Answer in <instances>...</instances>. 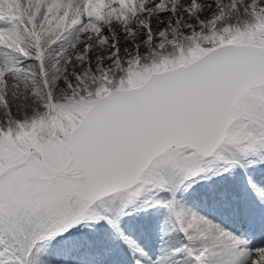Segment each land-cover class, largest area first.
I'll return each instance as SVG.
<instances>
[{"label":"snow or ice","instance_id":"6c2138e0","mask_svg":"<svg viewBox=\"0 0 264 264\" xmlns=\"http://www.w3.org/2000/svg\"><path fill=\"white\" fill-rule=\"evenodd\" d=\"M119 2L135 11L142 0ZM250 7L243 25L117 61L118 75L105 71L71 99L0 124V264H145L147 252L124 226L137 204L165 211L183 236L177 257L264 264V248L182 200L193 184L239 171L264 213V188L251 174L264 164V6ZM207 195L240 218L250 211L233 190Z\"/></svg>","mask_w":264,"mask_h":264},{"label":"bare ground","instance_id":"6f19581e","mask_svg":"<svg viewBox=\"0 0 264 264\" xmlns=\"http://www.w3.org/2000/svg\"><path fill=\"white\" fill-rule=\"evenodd\" d=\"M25 0H0V12H11L10 18L7 19L6 23L10 22L9 20L13 21V17L15 20L19 19V17H25L28 15V8H26V1ZM56 0H40L41 11H47L52 4ZM84 1L87 0H73V3H76L75 6L71 8V11L75 12L76 15L71 20V25L69 29L66 30L59 39L53 42L49 47L45 46L43 53H48L49 57L55 56V60H59V66L55 67L52 71L48 73L49 77L54 75L53 80L48 85L49 94L57 95L59 84L61 78L64 79V74L60 72L65 66V61L69 60L70 58H78L80 52V46L86 42L92 41L93 44L90 43V50L94 49L92 45L96 44L99 46L100 50L102 51L107 50L103 45L104 41L101 40L100 35L106 34L107 39L118 37V45L120 52L126 50L124 45V38L127 37L122 35V33H128L129 29L132 30V34L136 39H139L138 42V50L141 53L142 59H148L150 56H147L146 53L149 50L148 42L145 43V38L148 36L146 29L140 24V21L137 19V16L132 13L124 12L122 14L123 9L119 2V0H108L114 8V16L111 19V24L114 26L112 31L109 30L104 24L99 23L98 20L90 19L93 17L94 12L92 10H88L86 14L82 17L80 16L81 10L85 8ZM167 2L171 1L170 5H161L163 2L162 0H146L147 4L144 6L145 13H149L147 17V21L151 25V35L153 36L154 40L161 39L159 37V33L164 29L169 30L171 27H175L179 29L177 34L179 38H182L183 30L180 29L179 26H182L185 29L186 35H190L195 31H201L202 28L210 29L216 28L220 29L226 25H243L244 22L251 20L252 12L248 7V1L251 0H235L236 7L235 9L232 8L233 0H193L194 4H197V8H193L192 4H189V0H165ZM95 8H102L104 3L99 0H93ZM161 3V4H160ZM229 4L230 13L223 16L222 19L211 23L213 20V15L216 11H221L223 5ZM29 6L31 4L29 3ZM158 6H163L164 10H160ZM259 7L263 6L261 3L258 5ZM192 10L193 14H189L186 12L185 9ZM259 10V9H258ZM138 12H142V9L137 8ZM1 14V16H6L5 14ZM127 16V19H124L123 16ZM57 17L55 16L54 19ZM204 19L206 22L204 23ZM200 21L203 22V26H201ZM2 23L0 19V24ZM172 23V24H171ZM10 24V23H9ZM27 27L26 29L32 37L36 36L35 30L38 29L33 23L26 24L24 26V22L17 23V26ZM191 25V27H188ZM154 26V27H152ZM157 26V27H155ZM207 27V28H206ZM171 28V30H172ZM18 27H14V25H4L0 26V35H3L9 41H13L15 35L17 34ZM93 33L92 38L89 39V34ZM38 37V33H37ZM37 39V38H36ZM165 40V39H163ZM130 42V41H129ZM132 42V41H131ZM145 43V45H144ZM143 44V45H142ZM161 44H165L166 50L171 51V43L167 41H161ZM158 48V47H157ZM137 50H135L136 52ZM91 60L97 59V54L93 53L89 55ZM4 53L3 50L0 49V68L3 70L4 74L9 77L8 79H16V83L13 82L18 92L10 93L7 95V105L8 110H4L0 106V121L2 124L9 123V117L12 116L16 121H23L26 119L31 118L32 116L42 112L44 110L43 102H44V90L42 89V83L40 85V80L33 78L34 81H28L29 76H25L22 72L18 70H14L12 66L4 65ZM36 63L29 62L26 60L24 62H20L17 66H30L35 67ZM86 62L82 58L76 62V65H71L69 67V71H74L76 67H79L81 70L85 69ZM46 65H44L45 67ZM59 71V74H58ZM57 74L59 76H57ZM118 75V73L113 70V76ZM26 90V91H25ZM31 90V91H29ZM51 95V96H52ZM251 174L261 183L264 184V164H258L254 168L251 169ZM242 176L237 171L231 177L226 178H219L216 177L211 181H206L204 183H200L197 186H191L186 193L183 194L182 200L183 202L192 207L196 208L197 211L202 213H208L209 216L214 220H219L223 222L224 225H229L230 228L236 231V224L234 223V219L242 228V231L245 232V235L249 238H245L246 240H252V246L262 244L264 245V213L261 212L259 207L255 205V203L251 200L250 195H246L245 188H243L244 195L246 196L245 203L249 206L250 211L245 218H240L236 214H234L230 208L223 207L221 205L216 204L208 197L209 191L213 189L219 188H227L229 190H233L235 185L238 182L242 181ZM211 208V209H210ZM132 215L126 217L124 219V226L127 230H132L135 228H142V223L150 224L155 222L156 218L151 219V217H147L145 212L141 209L139 210V206H133ZM166 217V213L164 215ZM164 217V218H165ZM164 223L169 227L170 233L165 235L163 232H159L156 234V231L146 233L145 236L141 240V245L145 250H148L149 254L154 252L164 253V247L166 248H173L174 249L167 254L166 261L167 264H180L178 260H175V253L174 250L176 245H180L182 243V239L180 238V234L178 231H172L171 226L165 222ZM259 220H263L262 224L259 225L257 222ZM142 230V229H141ZM236 235L239 234L236 232ZM244 238V237H243ZM165 254V253H164ZM47 258V257H46ZM152 259V257H149ZM184 260H187L185 257ZM162 259L157 262V260H153L150 263L153 264H161ZM121 264H128V262L122 261Z\"/></svg>","mask_w":264,"mask_h":264},{"label":"rangeland","instance_id":"374dc122","mask_svg":"<svg viewBox=\"0 0 264 264\" xmlns=\"http://www.w3.org/2000/svg\"><path fill=\"white\" fill-rule=\"evenodd\" d=\"M26 1V8H28V15L25 17H19V19L15 20V17H13V21L9 20L10 22L6 23L4 19H6V16H1L0 19L2 20V23L0 26L4 25H14V27H18L17 34L15 35V38L13 41H9L7 38H5L3 35H0V49L3 50L4 53V65L12 66L14 70H18L22 72L25 76H29L32 78H29L28 81H34L33 78H36L37 80H40V85L42 83V89L44 90V102L43 107L46 105L52 103L53 100L56 102H60L64 99H71L72 97L76 96L78 94V91L82 88H87L90 85H92L95 82V79L103 75L105 71H108L110 75L113 76V70H115L118 73V69L121 67V65L117 64V61H127L136 58L139 56L141 58V53L138 50V42L139 39H136L134 37V34H132V30L129 29L128 33H122V35L126 36L127 38L122 40L124 42V45L126 47V50H123L120 52L119 45H118V37L115 36V38L112 37V39H107L106 34H101L100 38L104 41L103 45L107 50L102 51L100 50L99 46L96 44L92 45L94 49L90 50V43L92 41L86 42L87 39L84 40V43L80 46V52L78 58H70L65 61V66L63 65V68L59 70L62 72L65 76L64 79L61 78L60 86L58 88L57 95L49 94L48 91V85L53 80L54 75L50 76L48 73L52 71L55 67L59 66V60H55V56L49 57L48 53H43L45 46L49 47L53 42H55L57 39L60 38V36L69 29V26L71 25V20L76 15L75 12L71 11V8L76 5V3H73V0H56L52 6L47 11H41L42 4L40 3V0H25ZM24 1V2H25ZM104 3L102 8H95L93 0H87L84 1L85 8L81 10L80 16H84L88 10H92L94 12L93 17L90 19H96L99 23L104 24L106 27L109 28L110 31L114 26L111 24V19L114 16V8L112 5H109L108 0H99ZM223 1V0H222ZM161 5H170L171 1L167 2L165 0H162ZM256 2L257 10L260 8L258 5L261 3L264 6V0H251L248 1V7L250 11L252 12V9L250 5ZM29 3L31 6H29ZM147 4L146 0H142V3H137L135 6V11L132 10V8L122 6L123 12H128L135 14L137 16V19L140 21V24L146 29L147 35H149V31L147 29V25H149V22L147 21V17L149 16V13H145L144 6ZM137 8L142 9V12H138ZM230 6L229 4H225L222 6L221 11H216L213 15V20L217 21L223 18L226 14L230 13ZM4 13V12H2ZM11 12H5V15L9 16ZM57 17L54 19V17ZM24 22V26L26 24L33 23L35 26L38 27V29L35 30L36 36L32 37L29 35L30 33L24 29L27 27L17 26V23ZM206 22V19L203 21ZM10 23V24H9ZM172 24V23H171ZM154 27V26H152ZM157 27V26H155ZM181 30H183L182 38L180 39L177 31L179 29H176L175 27H171L169 30L164 29L163 32L165 33V36L159 40H154L153 36L151 35V39L148 41V47L149 50L146 53L147 56H150V58L153 56L154 52L158 49V45L161 44V41H167L169 43L175 42H181L186 43L184 40V37L187 36L185 34L184 28L182 26H179ZM207 28V27H206ZM208 29L202 28L201 31H195L196 33L199 32H205ZM38 33V37H37ZM93 33L89 34L88 38H92ZM37 38V39H36ZM165 39V40H163ZM130 41V42H129ZM132 41V42H131ZM138 41V42H137ZM143 45V44H142ZM145 45V43H144ZM113 47L116 49H119L118 56L113 53ZM135 50H137L135 52ZM93 53L97 54L96 60H91L89 58V55H92ZM111 57V59L109 58ZM79 58H82L85 60L86 65L85 69L81 70L79 67H76L74 71H69V67L71 65H76V62L79 60ZM149 58V57H148ZM26 60H29V62L36 63L35 67L30 66H17L20 62H24ZM44 65H46L44 67ZM58 71V74H59ZM57 74V76H59ZM6 74H4L3 70L0 68V106L4 110H8L7 105V95L10 93L18 92V89L16 88L13 82L16 83V79H8ZM13 81V82H12ZM17 84V83H16ZM26 91V90H25ZM31 91V90H29ZM52 95V96H51ZM14 123L15 120L12 116L9 117V123ZM0 124L2 122L0 121ZM240 173V172H239ZM241 174V173H240ZM243 179V175L241 174ZM252 177L254 180H256V183L259 184L262 188H264V184L259 182L253 175ZM200 183H195L192 186H197ZM243 183L238 182L235 185L234 190L237 191V193H243ZM139 206V210L141 209V205L137 204ZM135 205V206H137ZM196 209V208H195ZM143 211V210H142ZM145 212V211H143ZM147 217H151V219L156 218L155 222L150 224L142 223V228H135L132 230H128L129 233L139 242L141 245V240L147 236L146 233L156 231V234L159 232L165 233V235H168L170 233L169 227L164 223L165 219V211L163 209H151L145 214ZM208 216V215H207ZM142 229V230H141ZM170 232V233H169ZM179 233V232H178ZM180 234V233H179ZM180 238L182 239L183 243V236L180 234ZM181 243V244H182ZM180 245H176V248H179ZM142 246V245H141ZM252 249L256 248H264L261 244L254 245V246H248ZM143 248V247H142ZM145 250V248H143ZM164 253L154 252L152 254L148 253V250H145L147 252V259L145 260V264H153L150 263L153 260H157L159 262L160 259H162L161 264H167L166 257L167 254L170 253L173 248H166L164 247ZM149 257H152L150 259ZM187 258V260H184V258ZM175 260H178L180 264H192L191 260L186 256L181 257H175ZM127 262V261H126Z\"/></svg>","mask_w":264,"mask_h":264}]
</instances>
